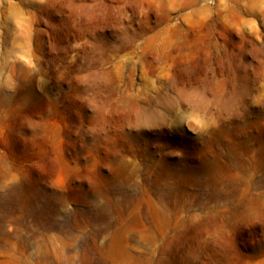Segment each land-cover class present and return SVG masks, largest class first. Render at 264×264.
Wrapping results in <instances>:
<instances>
[{"label": "rangeland", "instance_id": "rangeland-1", "mask_svg": "<svg viewBox=\"0 0 264 264\" xmlns=\"http://www.w3.org/2000/svg\"><path fill=\"white\" fill-rule=\"evenodd\" d=\"M0 264H264V0H0Z\"/></svg>", "mask_w": 264, "mask_h": 264}]
</instances>
